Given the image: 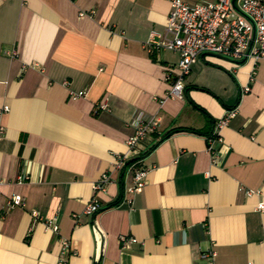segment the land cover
Returning <instances> with one entry per match:
<instances>
[{
    "label": "crops",
    "instance_id": "obj_1",
    "mask_svg": "<svg viewBox=\"0 0 264 264\" xmlns=\"http://www.w3.org/2000/svg\"><path fill=\"white\" fill-rule=\"evenodd\" d=\"M169 11V0H0V264H208L209 248L214 264L264 263V59L199 57L183 95L165 99L179 55L145 42ZM233 107L211 164L204 139ZM138 116H157V129L113 169ZM14 194L24 207H8ZM94 195L101 209L83 214ZM120 235L137 241L122 247Z\"/></svg>",
    "mask_w": 264,
    "mask_h": 264
},
{
    "label": "built area",
    "instance_id": "obj_2",
    "mask_svg": "<svg viewBox=\"0 0 264 264\" xmlns=\"http://www.w3.org/2000/svg\"><path fill=\"white\" fill-rule=\"evenodd\" d=\"M235 0H212L198 1L195 4H187L183 0H169L170 11L167 16L166 25L163 32H149L145 42V48H163L172 50L179 55L176 65V74L171 75L166 72V80L169 83L164 98L181 97L184 89V77L188 74L191 65L199 61V57L204 55L218 56L232 61L234 64H240L251 61L255 67L259 60L264 59V0H238V6ZM11 57L16 56V52L10 51ZM255 70V69H254ZM254 70H252L250 81L253 80ZM249 85L243 88V92L249 91ZM84 91L70 92L72 99L84 96ZM106 103L100 108L104 109ZM4 107L3 110H7ZM237 114V107L227 109L224 115L216 121L210 135L204 140L207 143V153L209 154L211 164H217L223 151L216 149L215 144L222 143L221 130L226 127L229 121ZM158 117L152 116L144 119L138 116L133 121V134L127 138V152L123 155H117L113 164V169H122L126 162L136 157L137 145L149 134L157 129ZM150 168L143 167L136 169L132 176V183L128 188L129 197L126 202L132 204L133 196L146 184V176ZM29 180L26 174H20L17 177V183H24ZM110 172L105 171L93 183L95 193L105 190L110 182ZM247 197L259 195L258 190L246 189ZM9 208L24 207L25 202L20 194H14L6 202ZM101 209V205L94 195L89 203L84 207L83 214L92 215ZM259 211H264V201L257 205ZM30 215L35 220H41L37 211H31ZM76 216V215H75ZM45 228L53 233L58 232V225L54 219H45L43 221ZM62 248L69 250L67 239H60ZM137 240L134 237L119 236L121 246L127 243H133ZM216 252L209 248L205 250L202 257L207 259L208 264H214ZM60 264H66L61 260ZM254 264V263H249ZM264 264V263H262Z\"/></svg>",
    "mask_w": 264,
    "mask_h": 264
},
{
    "label": "trees",
    "instance_id": "obj_3",
    "mask_svg": "<svg viewBox=\"0 0 264 264\" xmlns=\"http://www.w3.org/2000/svg\"><path fill=\"white\" fill-rule=\"evenodd\" d=\"M211 132H212V131H211ZM210 134H211V133H210ZM210 134H208V135H210ZM208 135H206V136H208ZM128 163H130V162H128ZM128 163H127V164H128Z\"/></svg>",
    "mask_w": 264,
    "mask_h": 264
},
{
    "label": "water",
    "instance_id": "obj_4",
    "mask_svg": "<svg viewBox=\"0 0 264 264\" xmlns=\"http://www.w3.org/2000/svg\"><path fill=\"white\" fill-rule=\"evenodd\" d=\"M222 58V57H221ZM224 59H226V58H224Z\"/></svg>",
    "mask_w": 264,
    "mask_h": 264
}]
</instances>
